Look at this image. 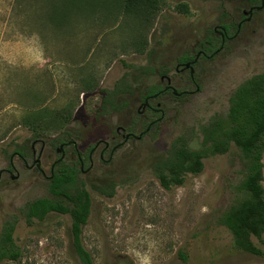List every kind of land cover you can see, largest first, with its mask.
<instances>
[{
	"label": "rangeland",
	"instance_id": "obj_1",
	"mask_svg": "<svg viewBox=\"0 0 264 264\" xmlns=\"http://www.w3.org/2000/svg\"><path fill=\"white\" fill-rule=\"evenodd\" d=\"M62 2L0 0V167L15 152L31 165L30 148L38 141L46 145L41 169L48 175L54 139L66 137L77 142L80 152L89 151L115 127L128 125L139 94L159 87L162 75L178 92L193 93L197 86L193 96L166 95L158 101L164 119L157 134L128 143L109 164L96 157L92 171L79 175L91 198L83 247L94 264H135V252L149 251L152 241V264H264V238L252 239L262 256L237 253L220 224L241 197L246 167L238 149L231 146L227 154L203 160L201 174L187 175L181 187L170 190L160 186L153 170L179 139L198 150L200 127L224 118L232 93L262 73L264 9L214 59L198 61L194 86L188 73L177 75L175 67L213 41L212 31L220 24L231 25L234 35L242 11L259 3L166 0L157 17L143 22L101 5L53 12L62 9ZM177 4H186L190 15L175 12ZM120 82L130 94L122 98L128 107L93 125L105 93ZM40 148L35 146L36 156ZM13 163L19 178L6 177L0 184V232L4 222H16L13 238L20 257L0 264H79L70 246L69 216L52 213L42 222L25 223L23 207L51 196L37 172L25 170L16 159ZM262 165L264 199V156ZM102 186L112 188V198L94 190Z\"/></svg>",
	"mask_w": 264,
	"mask_h": 264
},
{
	"label": "trees",
	"instance_id": "obj_2",
	"mask_svg": "<svg viewBox=\"0 0 264 264\" xmlns=\"http://www.w3.org/2000/svg\"><path fill=\"white\" fill-rule=\"evenodd\" d=\"M164 1L166 0H63L62 9L54 8L53 12L62 11L67 14L81 5L93 10L101 5L104 9L119 10L127 16L148 22L157 17ZM247 1L253 5L259 3H255L257 0ZM174 11L181 15H190L186 4L175 5ZM214 43L212 40L206 41L202 44V50L209 54ZM123 93L124 90L119 85L112 92L105 93L102 107L105 113L127 107L125 101L119 107L113 104V98ZM108 105L111 106L110 110L107 109ZM199 133L202 141L198 150L189 149L179 139L171 145L164 157L156 160L153 170L160 186L164 190L181 187L187 175L197 176L203 172V160L225 155L234 146L243 156L246 173L239 187L240 200L226 211L220 224L231 235L235 252L262 256L263 253L255 247L252 239L264 238V68L261 74L246 80L232 93L226 116L215 118L201 126ZM78 173L75 167L59 168L48 185L52 198L38 199L26 204L22 215L27 225L33 221L42 222L51 213L68 215L71 220L70 246L75 257L79 264H94L82 244V232L90 215L91 199L83 183L78 180ZM94 190L108 198L113 196L112 188L109 190L102 186ZM15 224V221L5 222L1 228L0 263L5 260L17 261L20 257L13 238ZM181 258L185 261L183 256Z\"/></svg>",
	"mask_w": 264,
	"mask_h": 264
},
{
	"label": "flooded vegetation",
	"instance_id": "obj_3",
	"mask_svg": "<svg viewBox=\"0 0 264 264\" xmlns=\"http://www.w3.org/2000/svg\"><path fill=\"white\" fill-rule=\"evenodd\" d=\"M262 2H264V0H259V6L261 5ZM259 6H250L248 11H250L252 8H257ZM243 12L244 11H242L241 17H240L241 20L235 28L234 35H231V30H232L231 25L220 24L219 26L215 27L212 31L215 37L213 40L215 41V43H214V47L212 51L209 54H206V51L202 50V45H201L200 51L197 52L196 56L193 59H188V61H186L185 64L177 65L175 67L174 69L175 74L179 75V74H183L187 72L190 83L195 86L196 81H195V76H194L195 75L194 67L196 66L198 61L200 59H204L208 61H211L212 59H214L217 55H219L221 51H223L225 45L228 42L234 40L237 37L243 25L251 21L253 14L258 13V11L253 10L250 16L245 17L243 16ZM247 19L249 20L247 21ZM229 26L231 28H228ZM217 45H218V48L216 49ZM221 47H222V50L217 55H214V53L218 51L219 49H221ZM197 56H199L197 58V61L193 65H191L188 69L184 70L185 65L191 64L196 59ZM191 68L193 70V79L190 76ZM171 83L172 82L169 77H167L166 75H162L159 80V87L149 88L148 90H145L142 93H140L139 98L136 101L138 108L136 109L135 113L131 116L130 120L128 121V125L122 126V127H115L110 137L107 140L98 141L89 149V151H87L86 149L80 152L77 147V142L72 141L71 139H66V137H59L57 139H54L52 144L49 146L51 151H53L54 159L52 160L50 164L48 175H46L41 169V158L46 148V145L44 143H41V142L39 143L38 141H34L32 143L31 148H30L31 157H32L31 165H28L22 153L15 152L13 156L11 157L10 162L8 163L4 162L3 167H0V184L6 177L9 178L11 181H15L19 178V173L16 171L14 167V163H13L14 159H16L19 163H21V165L24 167L25 170L37 172L43 179H45L48 185L51 179L53 178L54 174L58 173V170L61 167H68V168L75 167L79 171L77 175L78 180H79L80 174L82 176H86L92 171L94 167V159L96 157L98 158V162H100L101 164H109L114 154L118 152L119 150H121L123 147H125L128 143L130 142L139 143L144 138L146 137L149 138L153 134L158 133L161 122L164 119V112L162 110V105L160 104V102H158L160 101L162 97L166 95H171L175 98H185V97L193 96L194 95L193 93H195V92L192 93V92H186V91L178 92L171 86ZM120 86L124 90V93L118 94L117 96L113 98V103L116 101L119 104L117 106L114 104L116 107H119L120 103L124 101L122 99L123 96H126V97L130 96L129 92H127L125 85L123 83H119V87ZM197 88L198 87L196 86L195 91L197 90ZM173 91H176L179 96H174ZM104 97L102 98L100 110L93 117V120H92L93 125H96L99 122L103 121L111 113L117 114L118 112H121L128 107L127 105V107L123 108L122 110H118V111L116 110V111H112L111 113H105V111L102 108ZM107 109L110 110L111 106L108 105ZM98 115H99V118L96 117ZM134 132H138V134L135 135ZM39 144L41 148L38 152V155L36 156L35 146ZM105 155H108L107 161L104 160ZM86 165H88V167L85 169ZM13 177H16V179L12 180Z\"/></svg>",
	"mask_w": 264,
	"mask_h": 264
},
{
	"label": "clouds",
	"instance_id": "obj_4",
	"mask_svg": "<svg viewBox=\"0 0 264 264\" xmlns=\"http://www.w3.org/2000/svg\"><path fill=\"white\" fill-rule=\"evenodd\" d=\"M156 242L152 241L149 244V251H136L135 252V264H152V255H151V249L155 248Z\"/></svg>",
	"mask_w": 264,
	"mask_h": 264
},
{
	"label": "water",
	"instance_id": "obj_5",
	"mask_svg": "<svg viewBox=\"0 0 264 264\" xmlns=\"http://www.w3.org/2000/svg\"><path fill=\"white\" fill-rule=\"evenodd\" d=\"M264 9V2H262L261 3V5L259 6V7H257V8H252L250 11H244L243 12V16H250L251 15V13H252V11L253 10H256V11H262ZM249 19H247V21H248ZM222 50V47H221V49H219L218 51H216L215 53H214V55H217L220 51ZM199 56H197L196 57V59L191 63V64H187V65H185V67H184V70H186V69H188L191 65H193L196 61H197V58H198ZM190 76H191V78L193 79V70H192V68L190 69ZM198 93L199 92V89L197 88V90L195 91V93ZM195 93H193V94H195ZM173 94H174V96H179L178 95V93L176 92V91H173ZM16 179V177H13L12 178V180H15Z\"/></svg>",
	"mask_w": 264,
	"mask_h": 264
}]
</instances>
